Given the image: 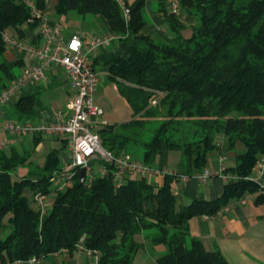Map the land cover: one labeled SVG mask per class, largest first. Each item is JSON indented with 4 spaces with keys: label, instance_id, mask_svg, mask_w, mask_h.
<instances>
[{
    "label": "trees",
    "instance_id": "trees-1",
    "mask_svg": "<svg viewBox=\"0 0 264 264\" xmlns=\"http://www.w3.org/2000/svg\"><path fill=\"white\" fill-rule=\"evenodd\" d=\"M51 1L59 16H101L116 36L111 48L100 49L93 58L92 67L102 69L116 85L132 115L98 129L106 148L148 164L162 150H176L178 171L192 175L205 167L222 136L228 150L237 151L236 165L228 172L241 178L227 181L218 198L180 205L169 175L161 176V183L129 178L115 187L111 176L86 184L77 174L40 217L33 195L49 191L61 158L59 149L51 148L41 165L34 163L33 148L43 140L35 135L31 147L0 148V264L32 257L36 264H72L57 263L51 256L72 254L79 244L96 256V264H134L142 245L135 238L138 234L164 248L155 264H228L219 249H206L190 233L189 220L215 215L247 192L257 193L256 203L264 202V190L243 179L258 157H264V0H175L197 16L199 24L185 36L186 27L176 14L162 9L173 34L170 42L140 32L146 24L145 0ZM32 7L46 11L48 0H0V89L22 66L21 60L5 56L2 33L24 36L21 25ZM123 8L129 9L127 20ZM38 95L35 89L24 91L8 108L7 119L37 120ZM144 130L150 136L139 142ZM19 168L26 173L13 177Z\"/></svg>",
    "mask_w": 264,
    "mask_h": 264
},
{
    "label": "built area",
    "instance_id": "built-area-1",
    "mask_svg": "<svg viewBox=\"0 0 264 264\" xmlns=\"http://www.w3.org/2000/svg\"><path fill=\"white\" fill-rule=\"evenodd\" d=\"M173 5L178 6L176 2ZM123 13L127 20L129 9L123 8ZM34 22L35 26L28 36L20 37L9 31L2 33L5 52L22 54L27 62L19 68L14 78L0 89V110L8 109L32 86L46 82L48 73L55 68L63 71L73 94L66 103V110L55 111L50 120L4 119L0 123V147L5 149L17 146L21 140L35 135H41L42 139L64 142L67 157L61 162L60 169L50 177L49 191H39L33 195L34 206L40 217L49 209L46 206L47 195L65 190L75 176L79 175L81 168H85L83 182L86 184L91 183L96 177L111 176L115 187H119L129 178L151 180L154 176L164 175L172 176L173 182L182 183L187 182L192 176L205 182L215 174L221 175L226 181L241 178L228 173L222 163L218 173L203 168L199 173L189 175L179 172L178 169L156 167L129 153H115L106 148L98 133V129L107 122L103 119L102 108L96 102L99 78L92 67V60L100 49L108 47L116 36L113 33L96 35L79 31L66 35L60 22H50L46 11L32 7L30 17L22 25L31 27ZM255 165L258 170L264 167V163L260 161ZM243 179L253 181L250 175ZM258 186L264 190V185ZM171 191L178 195L175 189ZM249 196L250 193L247 192L238 201L245 203ZM78 249L89 255L92 253L81 244L78 245ZM27 262L36 264L37 260L32 257Z\"/></svg>",
    "mask_w": 264,
    "mask_h": 264
},
{
    "label": "crops",
    "instance_id": "crops-1",
    "mask_svg": "<svg viewBox=\"0 0 264 264\" xmlns=\"http://www.w3.org/2000/svg\"><path fill=\"white\" fill-rule=\"evenodd\" d=\"M132 1L134 0H127L128 3H131ZM152 1L153 0H145L144 12L146 9L148 10L149 20L146 21V24L140 30L142 34L151 36L155 41H171L173 34L167 27L164 10L162 9H166V11L168 12H174L178 21L186 27V31H189L190 28L195 25L196 21L193 15L187 13L178 6L174 7L173 3L175 2V0H158L159 5L155 10H152L149 7ZM48 9H50L49 5ZM57 17L58 19H60L59 16ZM62 18L66 24L75 23L77 25L76 27L81 26V22L79 20H74V18L69 14L62 15ZM92 20L95 23L102 24V27H104V30H101L99 34L96 35L111 33L108 29L106 21L101 16L96 15ZM76 27L74 29H71V27L68 28V30L65 31V34L68 35L76 31L87 34H95L94 32H88L86 30H77ZM32 28L33 27L21 25L24 36L30 35L33 30ZM113 41L111 42V44H113ZM111 44L106 48H111ZM5 54L11 58L16 57L15 54L11 52H5ZM18 57L19 60L22 61V65L27 62L26 57L22 54H17V58ZM61 79L66 80L63 71L60 68H55L53 71L48 73L46 82L36 84L32 86L31 89H35L40 94L41 87H46L49 84ZM98 92L99 88L96 92V102L98 101ZM7 113L8 109L0 110V123H2L4 119L7 118ZM54 113L55 111H53L52 109L40 104L39 118L37 120H50L52 119ZM224 140L225 139H223L222 136L218 137L219 148L215 151L214 154L210 156L211 159L207 160L204 167L206 169H209L213 173H218L221 167V163L224 165L227 172L228 169L233 168L236 165V150H228L229 155L222 153ZM23 145L31 147L32 137H27L21 140L17 144V147H21ZM62 145L63 143L59 140L43 138V140L33 148V153L43 147L45 148V153L51 148H57L59 149L60 158L64 161L67 157V151L65 149V146ZM156 159L158 161V167L171 168L170 166H168L169 163L167 162V158L163 160L161 159L160 161L157 157ZM178 160L179 157L177 158L176 163H174V168L172 169H177ZM63 161L61 160V162ZM257 161L264 163V157H258ZM255 164L249 175L253 178V181L257 185H264V167L261 170H258ZM151 180L156 183H161L162 178L161 176H154ZM226 182L227 181L219 174H215L205 182H201L196 178V176H192L185 183L174 181L172 184V189H175L178 192V204L185 205L193 199L212 200L220 197L223 192L224 184ZM256 195L257 193H250V196L246 199L245 203H241L238 200H230L229 203L225 207L220 209L215 215H200L192 217L189 220L190 233L193 236L199 238L206 249H219L222 255L227 260L228 264H264V202L256 203L254 201ZM137 236L140 238V241L138 242L142 244L140 248L144 247V241L149 240L145 239L142 234L136 235L135 238ZM149 248L150 259L148 260V264H155L156 257L163 252L164 248L162 246H153L152 243ZM75 252L77 251L75 250L72 254H69L66 251H61L59 253L53 254L51 257L57 263L68 260L72 264H77V261L73 257ZM87 256L91 257L96 263V256L94 254H87ZM10 264L29 263L27 261H20Z\"/></svg>",
    "mask_w": 264,
    "mask_h": 264
},
{
    "label": "rangeland",
    "instance_id": "rangeland-1",
    "mask_svg": "<svg viewBox=\"0 0 264 264\" xmlns=\"http://www.w3.org/2000/svg\"><path fill=\"white\" fill-rule=\"evenodd\" d=\"M51 3L52 1L48 0V5L50 9L47 8L46 10L47 19L50 21H60L62 26H64V29H65V30L63 29L64 33L70 27L71 29H74L77 25L75 23L66 24L63 21L62 15L59 16L55 14V12L52 9ZM158 5H159L158 0H153L151 4L149 5V7L152 10H155L157 9ZM69 15L72 16L74 20H79L81 22V26L76 27L77 30H86L88 32L89 31L94 32L95 34H99L101 30H104V27H102V24L93 22L92 19L94 18V15L87 14L84 17H82L74 12H72V14H69ZM57 16H59L60 19H58ZM144 17L146 21L149 20V14H148L147 9L144 12ZM194 18L196 21L195 25H198L199 24L198 17L194 16ZM10 32L13 34L12 31ZM183 34L185 36H188L190 34V30L183 32ZM112 45L113 44H111V46ZM5 56L7 57V59H11V60L19 59V57L17 58V54H15L16 56L15 58H11L7 56L6 54ZM15 70L16 72H19V66H17ZM96 73L99 78V87H98L99 92L97 94V99H98L97 102L103 110V119L107 123H120V122L129 120L132 115V108L130 104L124 99L123 96L119 94L116 85L108 81V79L106 78L105 72L102 69H100L99 67H96ZM40 89H41L40 90L41 92L39 94L40 104L52 109L53 111H57V110L65 111L66 110V107H65L66 103L71 97V95L73 94V90L70 88V85L67 79L66 80L61 79L59 81H55L46 87L45 86L41 87ZM149 136H150L149 130L141 131L138 136V140L139 142L145 141L148 139ZM223 139H225V137H223ZM138 146L136 147L135 145V148H139ZM214 153L215 151L210 152L207 156V160L211 159L210 156ZM222 153L229 155L226 139L223 142ZM44 155H45V148L43 147L33 153L31 160L37 165H41L44 159ZM136 155L139 156L140 152H138ZM178 157H180V153L179 151H176V150H167V151L163 150L157 156L159 161L161 159L163 160L167 158L168 159L167 162L169 163L168 166H170L171 168H174V163H176V160ZM61 160L63 161V159ZM157 162L158 161L156 159L155 162L152 163V165L158 167ZM15 173H16L15 171L12 172L13 177L15 176L21 177L26 172L24 169L19 168L17 170V173L16 174ZM24 194L28 197L31 196V193L28 190H25ZM54 197H55L54 193H49L47 195L46 206L48 208L51 207ZM136 240L140 241V238L137 236ZM144 242H145V246L142 248H139L137 251L134 264H148L149 262L148 261L150 259V253H149L150 248L149 247L151 246V243L149 241H144ZM76 251L77 252L74 253L73 257L77 261V264H96L91 257L87 256V253L85 251H82L79 249H77Z\"/></svg>",
    "mask_w": 264,
    "mask_h": 264
},
{
    "label": "water",
    "instance_id": "water-1",
    "mask_svg": "<svg viewBox=\"0 0 264 264\" xmlns=\"http://www.w3.org/2000/svg\"><path fill=\"white\" fill-rule=\"evenodd\" d=\"M79 180H80V183H83L84 181V178H85V168H81L80 171H79Z\"/></svg>",
    "mask_w": 264,
    "mask_h": 264
}]
</instances>
